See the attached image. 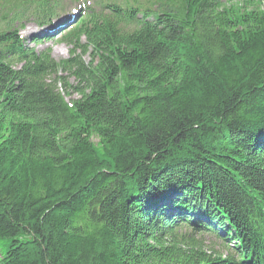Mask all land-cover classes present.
Listing matches in <instances>:
<instances>
[{"label":"trees","instance_id":"trees-1","mask_svg":"<svg viewBox=\"0 0 264 264\" xmlns=\"http://www.w3.org/2000/svg\"><path fill=\"white\" fill-rule=\"evenodd\" d=\"M74 1L0 0V264H264V0H114L69 60L26 47Z\"/></svg>","mask_w":264,"mask_h":264},{"label":"rangeland","instance_id":"rangeland-1","mask_svg":"<svg viewBox=\"0 0 264 264\" xmlns=\"http://www.w3.org/2000/svg\"><path fill=\"white\" fill-rule=\"evenodd\" d=\"M232 2V4L238 3L240 0H229ZM79 6H80V1L74 4L68 5V13L63 14L59 19H56L55 21L52 22V25H56L60 22V20L67 18L70 16L71 12L78 10L79 11ZM65 23V22H62ZM61 23V24H62ZM23 28L20 30L19 36L24 40V41H29L33 38L37 40L38 43L32 44V42H27V46L34 47L37 51H43L45 49H50L52 53V57L55 61L61 62L64 60H69V52L71 50V46L66 45V44H60L59 43V38L56 39L59 36V34L66 32L69 27L65 25H62V29L60 32L57 33V29H51L53 27L47 25L43 27H39L38 24H36L34 21H27L23 24ZM60 27V28H61ZM59 28V29H60ZM54 32V33H53ZM45 35H55V36H48V38L44 37ZM88 61V60H86ZM59 75H62L63 77H66L67 74L65 73H59ZM74 80L71 78L70 82L75 85ZM97 142V140H94ZM186 234L185 230L180 232V235L183 237ZM196 239V244L201 250L204 252L209 253L210 255L217 256V254L226 257L229 255L228 249H226L225 246L222 245V243L217 240L213 235L208 234V235H198L195 237ZM228 246V245H227ZM1 256V254H0Z\"/></svg>","mask_w":264,"mask_h":264},{"label":"bare ground","instance_id":"bare-ground-1","mask_svg":"<svg viewBox=\"0 0 264 264\" xmlns=\"http://www.w3.org/2000/svg\"><path fill=\"white\" fill-rule=\"evenodd\" d=\"M56 27H58V25ZM51 36L53 37L54 35H51Z\"/></svg>","mask_w":264,"mask_h":264}]
</instances>
